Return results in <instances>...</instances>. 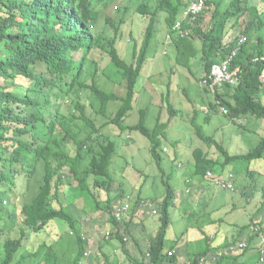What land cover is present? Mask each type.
Wrapping results in <instances>:
<instances>
[{"label": "trees", "instance_id": "1", "mask_svg": "<svg viewBox=\"0 0 264 264\" xmlns=\"http://www.w3.org/2000/svg\"><path fill=\"white\" fill-rule=\"evenodd\" d=\"M250 1L231 0L229 7L222 11H219L217 5L213 6L214 10L207 20L205 15L211 10L212 2L206 0L203 12L190 25L189 35L174 36L172 39V46L176 51L172 74L176 73L174 68L179 65L195 75L191 69L195 63L202 67V75L197 79L201 80L209 74L214 63L221 62L231 52L241 34L247 36L248 40L232 61L231 68L235 69L237 82L231 86L226 85L224 93L213 94L214 101H211L212 105L219 107L220 113L232 121L247 115L264 121V61H252L253 57L264 54V38L257 33L255 39L250 41L248 34L252 31V24H246L237 33H232L233 29H230L240 23L242 16L248 15L251 21L257 22L255 28L259 29L257 32L260 31L261 12ZM261 1L264 4V0ZM113 2H118L114 14L119 13L120 18L115 19L113 14H106V27L99 29L100 11L108 8L112 4L111 0H0V187L14 184L22 187L21 193L13 192L8 186L0 191V218H8L10 222H14L15 217L16 221L20 219L17 236L8 234L0 242V264H12L15 261L29 232L40 231L47 224L52 225L51 230L55 232L57 227L54 221L57 219L68 223V234L74 237L73 241L77 245L72 264H82L85 259L83 254L88 248L87 239L81 232L78 218L65 209L68 206L65 207L59 201L62 196L61 188L70 183L69 178L75 181L78 193L85 192L93 198L94 211H106L110 223L115 227L118 225L112 215L116 197L108 195L113 181L111 167L117 155L114 141L106 133H102L107 127L110 132H117L114 134L118 136L125 131H138L148 138L151 157L164 178L166 188L164 197L158 201L161 223L140 259L129 256L126 248L128 242L123 240V236H119L118 228H115L109 238L113 236L119 239L131 264L178 262L177 254H168L172 251L170 249H175L178 239L169 251L164 249L166 231L170 224L168 209L175 196L161 165L162 147L159 141L161 131L172 119L161 123L159 112L155 126L150 129L145 125V109H142L134 123L128 124L126 120L135 109L134 105L139 97L136 84L153 36L168 32L188 3L186 0H153L150 10L146 1L140 2L136 13L147 22L137 38H134L132 61L128 63L125 59L127 43L121 35L123 14L127 12V7L121 6V0ZM223 16H227V19ZM109 28L112 32L108 31ZM97 52L100 56L95 57ZM103 55L108 57L109 64L120 76L119 82L115 83L119 86V91H105L98 86L97 79L101 75L99 62ZM87 68L90 70V77L81 80ZM18 85L25 90L17 93L15 89H19ZM202 89L210 94L206 87ZM83 93H87L85 99L82 98ZM90 94L97 99V108L92 103ZM70 95L76 101L72 104L71 111L64 114L60 109L61 102ZM163 101L174 119L179 110L173 108L168 93ZM114 103H118L117 109L110 112L109 106ZM220 106L225 107L227 112L223 113ZM195 132L207 145L215 146L218 158L217 155L216 158L209 157L211 155L200 148L194 149V160L187 163L192 170V177L198 176L211 186L214 185L215 178L226 179L232 174L234 190L231 191H235L238 189L235 187V177L244 174L245 180H250V183L243 186V194L250 191L255 193L253 181L257 184V177L262 172L250 169L248 163L263 158L264 133L260 134L258 143L249 151L232 154L223 142L204 135L199 128ZM127 143L124 141V144ZM215 165L216 176H207L208 170L215 174ZM261 189L259 210L264 206V185ZM94 190L98 193L99 190L106 191L107 199L102 202ZM9 196L23 199L16 214L4 205L7 203L6 198L11 202L13 197ZM74 199L77 200L78 207L82 203L79 200L84 197L79 194ZM141 202L139 198L136 204L140 205ZM130 222L131 218L126 222L124 220L125 230L129 231ZM262 225L261 229L264 227ZM246 227L252 226L247 223L238 227L237 231L241 233ZM260 228H251L252 233L248 239H244L246 246L242 249H230L239 243L238 235L229 236L225 233L226 241L223 244L211 245L209 239L215 240L216 235L212 233L205 236V232L201 231L207 245L193 257L187 254L189 264H202L209 258L213 259L209 264H232L247 250L257 256V261L251 264H258L261 249H264V233ZM58 233L55 232L53 244L46 247L45 254L36 258L37 264L52 263L49 261L54 251L50 250L61 239ZM254 238L259 245L250 247ZM138 251L142 250L139 248ZM38 252L40 248L30 253L31 257H35ZM52 264H58L57 260Z\"/></svg>", "mask_w": 264, "mask_h": 264}, {"label": "rangeland", "instance_id": "2", "mask_svg": "<svg viewBox=\"0 0 264 264\" xmlns=\"http://www.w3.org/2000/svg\"><path fill=\"white\" fill-rule=\"evenodd\" d=\"M142 1H146L148 8L150 10L152 9L153 0H121L120 2L121 6L124 5L127 7V12L123 14L124 22L121 26V35L125 40V43H127L125 59L128 63L132 61L134 38H137V35L145 28L147 22V20L141 15L136 13V7ZM209 1L212 3L210 5L211 10L205 15V19L207 20L210 18L211 12L214 10L213 6L216 7L217 5L219 11H222L228 8L230 5L229 3L231 2V0ZM111 3L112 4L108 8L100 11L98 23L100 27L99 29L106 27V14H113L115 19L120 18L119 13L114 14L118 2L116 4V2L111 0ZM249 3L254 6L257 5L261 12V14H259L262 18L260 31L257 32L259 29L255 28L257 22L251 21L248 15L242 16L240 23L234 28L230 27V29H233L231 31L232 33H237V31L243 29L246 24H252V31L248 34V37L252 42L257 33L264 38V4L261 0H251ZM223 17H225L224 19H227V16ZM108 31H111L110 28ZM218 32L220 33L221 30L219 29ZM158 34H155L151 40L147 59L142 66L136 84V92H138L139 97L134 105L135 109L130 113L131 116L126 120V123H134L138 119L139 112L142 109H145V125L150 129L155 126L159 112L161 123L166 122L170 118L172 119L159 135L161 147L166 148V150L161 151V165L165 170V178H169L168 183L171 185L175 196L168 209L170 224L166 231L167 234L166 240L164 241V249L168 250L178 239L175 249H170L172 250V253L177 254L178 256V262H176V264H189L190 260L187 258V254L189 257H193L197 252L203 251L207 245V240L201 235V231L205 232V236L211 235L212 233L215 234V240L209 239V242L211 245L215 243L217 245L223 244L226 241V238L224 237L225 233L226 235L229 234V236L238 235L240 242L244 241V239H248L249 235L252 233L251 228L253 226H258L259 228L262 224V226H264V206L259 210V204L261 205L260 201L262 198L261 186L264 185V156L261 159H255L248 163L250 169L262 172V174L257 177V184L253 181V184L256 186L254 190L255 193H251L250 191L246 192V195L243 194V186L250 183V180H245L244 174H238L237 177H235V187L238 188L235 191L221 190L214 184L211 186V192L214 191V193L210 192V196L204 195V191L200 192L199 189L192 192L191 188L193 187V182L190 180L187 181L185 174L188 169V160L190 162L194 160L192 154L193 150L200 148L202 151L208 152L211 155L209 157L212 158H216L217 155L215 146H212L211 144L207 145L196 135V128H199L204 135L211 136L213 139L223 142L229 153L235 154L247 152L255 147L260 139V134L262 135L264 133V121L250 115L241 116L232 121L228 116L220 113L219 107L211 104V101H213L212 95L203 91L197 82L199 81L197 79L202 75L201 66L193 63L191 69L195 75H191L185 68L176 65L174 68L176 73L172 74L171 69L175 63L176 51L172 46V43L169 45V43L164 42L165 33ZM164 48L165 51L167 50L166 54L161 51V49ZM94 56L98 57L100 56V53L97 52ZM99 66L101 69V75L97 79L98 86L105 91L115 89L119 91V86L115 83L119 82L120 76L114 71L113 66L109 64V59L106 55L101 57ZM85 71L80 78L81 80L89 79L90 77V70L87 68ZM102 72L104 73L103 75ZM18 87L20 90L15 89L17 93L25 90L21 85H18ZM167 93L173 108L176 111L179 110L177 113L178 115L176 114L174 119L172 118L173 116L169 115V112L164 106L166 103L163 101V97ZM86 96L87 93L82 94L83 99H85ZM90 98L97 108V99L94 98L92 94H90ZM75 99L76 98L73 95H70V97L66 96V98L62 100L60 109L64 114H67L71 109L72 104L76 101ZM67 100L70 101V104ZM117 104L118 103H114L113 106H109L110 112L117 109ZM89 109L90 108L87 110L88 113H90ZM102 133H106L107 136L114 141V151L117 155L115 163L111 167L112 170L110 169L113 181L110 183L111 192L110 194L108 193L110 197H116L113 201V206L126 200L131 206L130 210H132L138 202V198H143L144 200L140 205L138 203L134 210H140L142 212L143 216L140 217V219H142L141 221H143L146 228L151 226V229L147 228V230H150L148 232H152V230L157 231V228L161 223V212L158 201L162 200L164 197L166 188L163 183L164 178L151 157L150 141L138 131H132L131 133L125 131L118 136L114 134H117V132H114V130L113 132H110V128L107 127ZM127 135H130L131 138L128 137L125 139V136ZM124 141L128 143L124 144ZM214 170L215 174H213V176H216V165ZM69 182L70 185L67 184L61 188L62 196H60L59 201L62 202V205H65V207L68 206L65 209L75 215V208L78 204H76V199L73 200V198L79 194L83 195L84 199L79 200L84 207V209L81 208V212L85 210L91 220L96 221V223L93 224L95 230L94 234L96 233L99 236V243L97 245H101L102 239H105L104 237L106 235L112 233L111 229L108 231L104 230V227L106 226L105 224L107 223L106 218H108V213L102 210L94 211L92 204L93 198L85 192L78 193L77 188H72L71 191L70 186L73 185L74 187L76 183L72 178H69ZM6 186L8 185L1 186L0 191ZM19 186V184H14L13 186L10 185L8 187H11L13 192L21 193L22 187L20 188ZM94 193L97 198L99 197L102 200V202L108 197L104 190H99V193L94 190ZM251 194H253V196ZM18 196L17 198L9 196L15 201L14 202L11 199V202L14 203V205L8 200V198H6L7 203L4 204L8 209L15 212V214L23 204V199ZM145 200L147 201L146 203ZM180 200H184L185 202H180ZM69 203L71 204L70 207ZM13 206L14 209H12ZM139 207L140 209H138ZM153 209L157 210L155 214L153 213ZM125 218L126 220H129L127 216ZM216 219H218L219 222H216ZM209 220H213L214 222L210 223ZM18 221H20V219L16 221V217L14 222H10L8 218H6V220L5 218H0V242L3 241L8 234L17 236L19 229ZM54 222L57 227L55 232H59L58 234H60L59 236H61V239L58 241L57 246L54 245L53 249L50 250L54 251V255L51 257L49 263H54V261L57 260L58 264H72L75 256V249L71 244L74 237L68 234L70 227L68 223L62 219H57ZM247 223H250L252 227L244 228L241 233L237 231L238 227ZM123 224L124 222L122 225ZM141 226L142 224H140V227L138 226L136 235L142 251L129 255L134 259H140L143 254L142 252L145 253L147 251L148 245H146V243L148 238L144 233L147 232V230L142 229ZM51 228L52 225L50 226L47 224L40 231L29 232L12 264H37L38 259L36 258H40L39 256L45 254L44 250L48 245L53 244V238L56 237L55 232L52 231ZM261 230L264 233V227ZM127 240H129V236L127 237ZM251 244L250 247H257L259 242L258 240L256 242L254 238L251 240ZM116 246L117 247L114 248H106L107 256L96 255L97 252H94V256H91L89 263L87 261V264H99L100 262L102 264H131V260L121 248L122 244L119 239H117ZM38 248H40V252H38L35 257H31L30 253ZM114 249L117 252H113ZM253 253L254 252L251 250H247L244 252L245 255L242 254L240 258L250 255L252 256L251 260L255 262L257 261V256H254L256 254ZM237 254H240V252ZM211 261H213V259L209 258V260L204 261L202 264H209ZM236 261L237 262H233L232 264H236L241 260Z\"/></svg>", "mask_w": 264, "mask_h": 264}, {"label": "built area", "instance_id": "3", "mask_svg": "<svg viewBox=\"0 0 264 264\" xmlns=\"http://www.w3.org/2000/svg\"><path fill=\"white\" fill-rule=\"evenodd\" d=\"M187 6L183 10L180 19H178L173 26L172 34L167 36V39L170 40L172 36L175 37H185L189 35L191 29L187 25L193 23V21L200 15L205 7L206 0H186ZM247 40L246 36H240L237 40L235 48L226 55V57L219 63H214L211 68L209 74L201 81L202 85H206L208 89L214 93L216 90H220L225 84L233 85L237 82V77L235 70L231 69V64L235 56L240 50V47ZM254 62L264 61V54L255 56L252 59ZM219 103V102H218ZM220 109L223 113L227 112V109L223 106H220ZM180 165V164H179ZM207 176L213 177L212 171L208 170L206 172ZM188 181V179H187ZM214 184L217 185L220 189L226 190H234L233 185V175L230 174L228 178H215ZM189 192V191H187ZM130 212V204L123 200L121 203L113 206L112 215L115 221L120 224L124 220V218ZM156 209L153 210L155 214ZM109 235V234H108ZM108 235H106L108 237ZM123 240L126 241L127 237L123 235ZM246 246L244 241L239 242L237 245L232 246L230 249H242ZM90 254V250H86L84 252V257L87 258ZM168 254H172V252H168ZM258 264H264V249H261V254L259 257Z\"/></svg>", "mask_w": 264, "mask_h": 264}, {"label": "crops", "instance_id": "4", "mask_svg": "<svg viewBox=\"0 0 264 264\" xmlns=\"http://www.w3.org/2000/svg\"><path fill=\"white\" fill-rule=\"evenodd\" d=\"M235 48V46L233 47V49ZM232 49V50H233ZM231 50V51H232ZM161 51H164V49H161ZM189 161V160H188ZM188 166V169H187V172H186V177H188V179L190 180V181H192L193 182V187L191 188V190H192V192H194V190L196 191V190H200V192L201 191H204V195H206V196H208L209 195V193L211 192V189H212V184H211V186H209L208 184H207V182L206 181H204V180H202L201 178H199L198 176L196 177V176H194V177H192V170L189 168V164H187ZM191 170V171H190ZM191 175V176H190ZM72 188H75V185H74V187H73V185H72V187H70V190L72 191ZM124 193H126V192H124ZM211 193H214V191L213 192H211ZM210 196V195H209ZM140 198V201H143L142 199L143 198H141V197H139ZM139 198H138V200H139ZM180 202H185L184 200H180ZM179 202V203H180ZM76 204H77V200H76ZM113 204H114V202H113ZM191 204V203H190ZM81 205V206H80ZM78 207H76L75 208V212L76 213H78V214H76L75 213V215H76V217L78 218L77 220H78V222H79V226H80V229H81V232L83 233V235H84V237L87 239V241H88V249L90 250V255H89V257L87 258V259H84L83 261H82V264H87V261H88V263H89V260H90V258H91V256L93 255L94 256V252L96 253V255L97 254H99V255H102V256H107V252H106V248L107 247H112V248H114V247H117L116 246V243H117V239L116 238H113V236H111L110 238H109V236L107 237V236H105L104 238L105 239H102V244L100 245H97L99 242H98V238H99V236L95 233L94 234V232H95V230H94V226H93V224L94 223H96V221H94V220H91V218H90V216L88 215V213L85 211V210H83L82 212H81V208L82 209H84V207H83V204L81 203ZM138 204H135V206H137ZM221 205H223V204H221ZM135 206L132 208V210H130V212L128 213V215H127V217L128 218H131V225L129 226V231L126 229L125 230V224H123L122 225V223L124 222V220H123V222L122 223H120V224H118L116 227L113 225V224H111L110 223V221L108 222V220H109V217L108 218H106V226L104 227V230L105 231H108L109 229H111V232H113L114 230H115V228H118V232H119V236H123V235H125V236H129V240H127V242L129 241V243H128V245L126 246V248H127V250H128V252L130 253V254H133V253H135V252H138V249L140 248L141 249V247H140V244L138 243V237H137V235H136V232L138 231L137 230V228H138V226L140 227V224H142V229H144V230H147V228H149V229H151V226H148L147 228H146V226L144 225V223H143V221H141L142 219H140V217H142L143 215H142V212L140 211V210H134V208H135ZM220 206V205H219ZM78 209V210H77ZM138 209H140V207L138 208ZM154 210V209H153ZM88 215V216H87ZM137 218H136V217ZM127 218V219H128ZM103 221V220H102ZM125 221H126V218H125ZM159 227V226H158ZM158 229V228H157ZM148 231H150V230H147V232H144L145 233V235L147 236V243H146V245H149V243L153 240V238H154V235H155V231L156 230H152V232H148ZM126 233V234H125ZM149 234V235H148ZM134 242H133V241ZM256 240V242H257V239H255ZM132 242H133V244H132ZM73 246H74V249H75V251L77 250V245H76V243L73 241L72 243H71ZM130 244H131V246H130ZM253 245H258V244H253ZM121 248H122V250H123V252L126 254V251H124V249H123V247L121 246ZM116 250L114 249V251L113 252H115ZM117 252V251H116ZM110 253V252H109ZM109 255V254H108ZM250 255H247L246 257H244V258H239V260H241V261H239L238 262V264H251V263H253V261L251 260V258H252V256H250ZM255 263V262H254ZM98 264V263H97ZM99 264H102L101 262L99 263Z\"/></svg>", "mask_w": 264, "mask_h": 264}, {"label": "clouds", "instance_id": "5", "mask_svg": "<svg viewBox=\"0 0 264 264\" xmlns=\"http://www.w3.org/2000/svg\"><path fill=\"white\" fill-rule=\"evenodd\" d=\"M182 12H183V10H182ZM182 12L179 14V16H178V18L176 19V21H177L178 19H180ZM176 21L174 22L173 26L175 25ZM190 25H191V24H190ZM190 25H187V26L190 27ZM173 26L171 27V29H170L168 32H165V36H164V42H165V43H169V45L172 43V39H173L174 36H172L170 40L167 39V36L172 34ZM240 36H246V35L241 34ZM240 36H239V37H240ZM246 37H247V36H246ZM237 40H238V39H237ZM247 40H248V38H247ZM247 40H246V41H247ZM246 41H245V42H246ZM245 42H244V44H245ZM236 43H237V41H236ZM236 43H235V45H236ZM244 44H243V45H244ZM243 45H242V46H243ZM164 46H165V45H164ZM242 46H241V47H242ZM241 47H240V49H241ZM165 48H166V46H165ZM165 48H164V51H162V52H164V54H166V51H167V50L165 51ZM239 51H240V50H239ZM253 58H254V57H253ZM252 61H253V60H252ZM253 62H254V61H253ZM143 65H144V64H143ZM174 65H175V64H174ZM231 66H232V64H231ZM141 69H142V68H141ZM231 69H232V68H231ZM232 70H235V69H232ZM140 72H141V71H140ZM204 78H206V77H202L201 80L198 81V84H199V86H200L201 88H205V87H206V88L208 89V87H207L206 85H202V84H201V81H202ZM226 85L231 86L230 84H225L220 90H216L214 93H212V92L208 89L209 92H210V94L212 95V98H213V94H215L216 92L224 93ZM137 94H138V92H137ZM213 101H214V98H213ZM67 102H69V101L67 100ZM128 137L131 138L130 135H127V136H126V138H128ZM162 150H166V148H162ZM179 164H180V163H179ZM187 179H188V177H187ZM188 180H189V179H188ZM4 203H6V202L4 201ZM130 208H131V206H130ZM110 235H111V234H110ZM110 235H108V236H110ZM87 242H88V241H87ZM87 250H89V249L87 248ZM83 255H84V254H83ZM89 255H90V254H89ZM88 257H89V256H88ZM88 257H87V258H88ZM84 258H85V257H84ZM87 258H85V259H87Z\"/></svg>", "mask_w": 264, "mask_h": 264}]
</instances>
